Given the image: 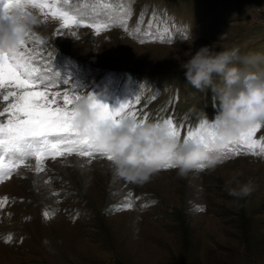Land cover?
<instances>
[{"label": "rangeland", "instance_id": "374dc122", "mask_svg": "<svg viewBox=\"0 0 264 264\" xmlns=\"http://www.w3.org/2000/svg\"><path fill=\"white\" fill-rule=\"evenodd\" d=\"M131 8L130 29L144 13L143 30L156 12L174 25L172 42L141 44L119 27L56 36L57 22L48 21L32 30L45 42L38 50L52 53L61 82L69 79L81 95L112 110L139 95L141 116L146 111L155 122L172 115L182 135L219 111L211 89L192 88L180 68L201 46L239 48L240 68L264 70V0H131ZM45 164L50 171L21 166L20 175L0 183V197L10 198L0 209V264H264V156H231L214 171L183 178L160 170L142 185L119 177L104 158ZM249 180L247 197L226 191ZM127 191L141 199L114 211Z\"/></svg>", "mask_w": 264, "mask_h": 264}, {"label": "snow or ice", "instance_id": "6c2138e0", "mask_svg": "<svg viewBox=\"0 0 264 264\" xmlns=\"http://www.w3.org/2000/svg\"><path fill=\"white\" fill-rule=\"evenodd\" d=\"M16 8L37 13L41 18L40 24L56 21V36L70 34L78 39L76 29L87 28L99 35L119 27L141 44L172 42L170 33L174 25L167 20H160L156 12H153L152 19L148 20L143 30L141 26L145 23L144 13L140 14L135 27L130 29L128 19L132 15L131 0H91L90 4L83 5L80 0H0V14L7 16ZM184 38H188L186 34ZM44 43L35 32L28 30L17 48L0 50V183L11 179L13 174L20 175L21 166L36 174L50 171L45 162L49 159L55 161L57 157L76 155L87 158L89 165L97 158L107 161L112 159L111 155L100 152L93 146L89 135H81L73 127L72 122L77 115L74 104L82 95L77 92L79 88L71 85L69 79L61 82L60 73L53 69L55 57L51 52L44 55L38 50ZM87 96L93 102L92 106L98 110L100 120H111L117 126L128 116L135 117L140 123L148 121V113L145 111L141 116L140 110L136 108L140 104L139 95L132 101L122 103L115 110L98 102L93 94L88 92ZM155 122L158 126L161 122L166 124L170 135L185 143L197 138L204 141L202 121L188 128L183 135V125L177 124L172 115L157 118ZM217 126L214 122L207 130L208 134H214ZM262 131L264 124L256 123L240 139L229 141L221 150V163L231 156L242 154L264 156V134H260ZM31 161L35 162L34 165ZM205 168L204 164H200L196 170L203 171ZM168 169H175V165L166 162L160 170ZM140 199L132 191H127L121 203L113 206V210H131ZM9 200L7 196L0 197V209ZM146 206L141 205L142 208ZM196 210L202 212L204 209L200 206ZM43 217L46 222L50 218L47 210L43 212ZM12 239L11 235L3 238L5 243L12 242Z\"/></svg>", "mask_w": 264, "mask_h": 264}, {"label": "clouds", "instance_id": "9594fccd", "mask_svg": "<svg viewBox=\"0 0 264 264\" xmlns=\"http://www.w3.org/2000/svg\"><path fill=\"white\" fill-rule=\"evenodd\" d=\"M40 23L35 12L24 8L13 9L7 16L0 14V50L17 48L26 32ZM239 60V48L217 51L213 45H205L180 64L192 88L201 92L211 89L219 102L214 121L207 115L201 120L205 130L203 142L199 138L187 143L173 138L163 122L159 126L150 120L140 123L128 116L117 126L111 120H100L87 94L74 104L77 115L73 127L81 135H89L98 151L111 155L110 167L131 183L149 182L166 162L175 165L181 178L200 164L214 171L221 165V150L229 141L240 139L256 123L264 124V70L244 71L238 66ZM214 77H219V81ZM214 122L218 126L209 135L207 130ZM253 190L251 180L226 187L228 194L238 199L249 196Z\"/></svg>", "mask_w": 264, "mask_h": 264}]
</instances>
